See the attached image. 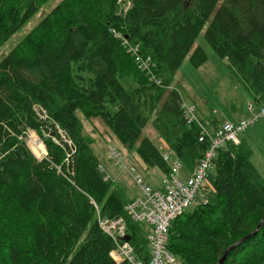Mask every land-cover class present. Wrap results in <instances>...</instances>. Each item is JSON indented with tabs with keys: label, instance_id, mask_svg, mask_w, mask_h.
I'll return each instance as SVG.
<instances>
[{
	"label": "trees",
	"instance_id": "16d2710c",
	"mask_svg": "<svg viewBox=\"0 0 264 264\" xmlns=\"http://www.w3.org/2000/svg\"><path fill=\"white\" fill-rule=\"evenodd\" d=\"M48 1L0 0V48ZM205 26L206 42L263 104L264 0H61L1 59L0 264H130L111 256L114 241L99 227L98 210L125 220L148 263L150 228L126 209V190L106 179L77 111L100 117L148 169L168 173L162 151L141 138L151 121L193 171L210 143L199 140L202 123L185 117L173 83L188 56L197 68L208 61L202 46L194 48ZM127 44L150 56L161 84L139 68ZM57 125L67 139L51 135ZM28 129L43 137L42 159L28 147ZM252 155L245 140L218 149L213 194L170 225L167 247L178 264H218L259 225L224 264H264V177Z\"/></svg>",
	"mask_w": 264,
	"mask_h": 264
},
{
	"label": "rangeland",
	"instance_id": "374dc122",
	"mask_svg": "<svg viewBox=\"0 0 264 264\" xmlns=\"http://www.w3.org/2000/svg\"><path fill=\"white\" fill-rule=\"evenodd\" d=\"M59 2H61V0H49L45 3L39 12L0 48V61L28 32H30L36 23L52 11ZM220 4L221 1L217 4L216 9ZM123 5L127 10L128 4L123 2ZM206 26L199 34L194 48L202 46L208 54V61L197 68L190 62L188 56L175 76L173 87L178 89L186 103L195 107V116L201 121L202 125L213 132L214 120L235 122L241 119H253L259 110L257 106H255L253 110L249 109V104L252 103L253 100L246 88L247 86L232 74L226 62L222 61L216 55L213 48L206 42L204 37ZM212 109L219 112L216 117L212 114ZM77 115L83 123V133L92 139L94 151L103 166L114 178V184L122 186L126 190L129 198L132 197L133 200L139 195L138 187L129 171L121 170L118 165L114 163V160L110 157L107 150L109 145H113L119 149L125 155L129 168L131 169L132 166H135L138 171L149 180L151 185L156 184L157 178L163 177L159 168L148 169L135 151L126 149L100 117L87 118L80 110L77 111ZM42 117L43 116H41V119H43L42 121H46L47 118ZM49 128L51 130L53 129L52 126ZM43 133H45V131ZM53 133H55L56 137L67 139L65 132L61 130L59 125L54 127L51 135H53ZM143 137L150 138L162 153L170 152L172 156L171 161H174L175 155L164 144V141L153 127L151 121L144 128L141 138ZM239 138L245 140L252 148L253 155L251 160L264 177V117H259L244 132L240 133ZM25 139L29 149L35 153L38 158L42 159L45 157L44 155L47 153V148L43 137L37 130L28 129L27 134H25ZM35 143L38 144L35 145ZM152 171H155V173L153 174ZM215 172L213 168L210 171L211 174H215ZM180 174L182 178L185 179L189 175V172L184 166H181ZM213 192V189L209 187L207 196L210 197ZM194 205H196V202ZM194 205L190 209H192Z\"/></svg>",
	"mask_w": 264,
	"mask_h": 264
},
{
	"label": "built area",
	"instance_id": "2783aa9c",
	"mask_svg": "<svg viewBox=\"0 0 264 264\" xmlns=\"http://www.w3.org/2000/svg\"><path fill=\"white\" fill-rule=\"evenodd\" d=\"M127 45L139 68L145 71L152 81L161 84V79L155 73L156 65L150 56L144 57L138 45ZM255 106L258 107L259 112L253 119H241L238 122L224 121L216 129L214 128L213 132L201 124L202 133L199 140L205 141L207 139L210 145L196 168L189 172L185 179L180 174L182 163L176 156L174 161H171V153L163 152L164 160L170 163V171L168 173L162 172L163 177L157 178L156 184L151 185L149 180L135 166L129 168L125 155L119 149L109 145L107 150L110 157L121 170L129 171L139 190V195L127 204L126 209L136 221L145 223L150 228L148 234L150 260L146 263L136 253L131 242L124 239L129 235L125 220L120 217L102 216L98 210L99 227L114 241L115 248L111 251V256L115 261L118 263L127 261L130 264H178L175 256L167 247L170 225L173 220L191 208L195 202H207L209 187L212 188L209 183V174L214 167L213 161L218 149L229 142L239 144L241 141L240 133L244 132L259 117H264V103L258 105L253 101L249 104V109L253 110ZM181 107L189 122L193 120L200 122L195 116L194 106L182 102ZM39 115L46 117L45 111ZM37 144L35 143V145ZM72 149L74 152V147ZM46 155L47 153L44 156ZM101 169L107 170L104 166H101ZM152 173L154 174L155 171ZM107 174L106 179L112 178L110 173ZM96 208L98 209L97 206Z\"/></svg>",
	"mask_w": 264,
	"mask_h": 264
},
{
	"label": "water",
	"instance_id": "95a60500",
	"mask_svg": "<svg viewBox=\"0 0 264 264\" xmlns=\"http://www.w3.org/2000/svg\"><path fill=\"white\" fill-rule=\"evenodd\" d=\"M260 228H261V225H259V226L257 227V229H256L253 233H251L250 235H247V236L243 237L242 239H240L239 241H237L236 243H234L233 245H231V246L225 251L224 255L221 257V259L219 260L218 264H224V262H225V260H226V258H227V256H228V254H229V252L232 251L235 247H237V246L243 244V243H244L247 239H249L250 237L254 236V235L260 230ZM124 239L127 240V241H130V240H131V237H130V235H127Z\"/></svg>",
	"mask_w": 264,
	"mask_h": 264
},
{
	"label": "crops",
	"instance_id": "0c3cea01",
	"mask_svg": "<svg viewBox=\"0 0 264 264\" xmlns=\"http://www.w3.org/2000/svg\"><path fill=\"white\" fill-rule=\"evenodd\" d=\"M218 113H219V112H218L217 110L212 109V114H213L215 117L217 116ZM216 119H217V118H216ZM226 121H228V120H226ZM238 121H239V120H237V121H235V122H238ZM223 122H224V121H222V122H221V121H217V120H216V122L213 121V124H214L213 127L216 129V127L220 126V124L223 123Z\"/></svg>",
	"mask_w": 264,
	"mask_h": 264
},
{
	"label": "bare ground",
	"instance_id": "6f19581e",
	"mask_svg": "<svg viewBox=\"0 0 264 264\" xmlns=\"http://www.w3.org/2000/svg\"><path fill=\"white\" fill-rule=\"evenodd\" d=\"M21 13V12H20ZM225 82V81H224ZM168 130V129H167ZM205 219V218H204ZM188 258V257H187Z\"/></svg>",
	"mask_w": 264,
	"mask_h": 264
}]
</instances>
